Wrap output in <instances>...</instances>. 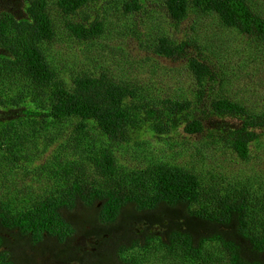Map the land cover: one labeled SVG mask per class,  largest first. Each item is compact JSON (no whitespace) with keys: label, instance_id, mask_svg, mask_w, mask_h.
I'll list each match as a JSON object with an SVG mask.
<instances>
[{"label":"trees","instance_id":"1","mask_svg":"<svg viewBox=\"0 0 264 264\" xmlns=\"http://www.w3.org/2000/svg\"><path fill=\"white\" fill-rule=\"evenodd\" d=\"M90 1L0 0V191L18 184L0 196V264H148L146 258L168 257L264 264V198L248 189L222 193L203 173L165 156L125 165L117 154L146 152L140 138H175L182 130L208 133L214 145L223 142L248 161L264 136V108L208 96V85L219 80L215 65L191 54L196 42L167 32L152 52L186 61L195 99L154 95L151 86L148 93L108 73H71L58 60L60 44L95 42L104 32L105 18L86 12ZM121 8L130 16L148 13L144 0ZM163 9L176 26L194 13L216 16L264 49V13L252 0H163ZM138 18L147 33L159 28L156 15Z\"/></svg>","mask_w":264,"mask_h":264},{"label":"rangeland","instance_id":"2","mask_svg":"<svg viewBox=\"0 0 264 264\" xmlns=\"http://www.w3.org/2000/svg\"><path fill=\"white\" fill-rule=\"evenodd\" d=\"M126 1L128 0L90 1L86 12L105 18L104 32L95 42L74 43L71 47L70 41L60 44L58 60L71 73H108L118 81L143 87L147 92L151 86V93L154 95H171L175 99L193 96L195 99L196 80L185 67L186 61L160 58L152 52V42L160 34L167 32L177 41L189 38L196 42L198 47H192L191 54L198 55L201 52L207 62L215 65L219 80L208 85L207 90L212 87L208 96L228 97L254 110L264 108V49L261 46L248 36L225 28L216 16L194 13L176 26L170 19L162 16L163 0H144L148 13L131 14L135 17L122 11L121 6ZM252 6L264 13V0H252ZM152 15H156L155 27L160 29L154 28L147 33L148 25L138 17ZM55 17L59 30L57 32L63 34V23L58 16ZM56 48L57 45L52 49L55 55ZM226 122L238 124L236 121ZM212 126L213 123L207 122L209 129ZM67 127L61 129L65 144L69 132ZM183 133L184 131L179 130L175 138L167 139H160L159 136L140 138L145 143L146 152L134 153L131 148L118 152V159L128 165L137 164L146 155L165 156L167 160L183 165L197 174L203 173L204 182L222 193L232 189H248L253 196L264 198V136L258 148L251 147L249 160L243 161L223 142L214 145L208 133L202 136H186ZM86 136L91 144L99 141L96 131L89 130ZM28 178L26 180L34 177ZM42 178V182H46L45 177ZM5 186H2L0 196L13 192L18 184L8 183V187ZM26 190L30 191L31 186ZM207 247L209 249L210 245ZM158 261L160 264H184L182 260L176 262L170 260V257L159 260L146 258L148 264H159Z\"/></svg>","mask_w":264,"mask_h":264}]
</instances>
